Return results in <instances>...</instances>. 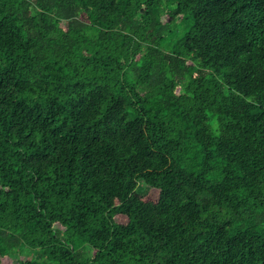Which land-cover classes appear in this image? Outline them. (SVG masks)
<instances>
[{
    "label": "trees",
    "instance_id": "trees-1",
    "mask_svg": "<svg viewBox=\"0 0 264 264\" xmlns=\"http://www.w3.org/2000/svg\"><path fill=\"white\" fill-rule=\"evenodd\" d=\"M0 264H264V0H0Z\"/></svg>",
    "mask_w": 264,
    "mask_h": 264
},
{
    "label": "rangeland",
    "instance_id": "rangeland-1",
    "mask_svg": "<svg viewBox=\"0 0 264 264\" xmlns=\"http://www.w3.org/2000/svg\"><path fill=\"white\" fill-rule=\"evenodd\" d=\"M140 190H141V193H143V194H145L146 193V191H147V189H146V187H144V186H142V185H140ZM151 196L152 197H156V195L155 194H152L151 193ZM24 254V253H23ZM25 257V256H24Z\"/></svg>",
    "mask_w": 264,
    "mask_h": 264
}]
</instances>
